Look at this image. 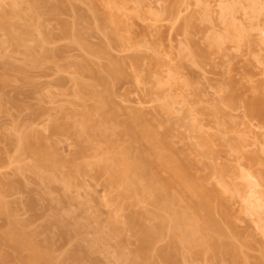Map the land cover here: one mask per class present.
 Here are the masks:
<instances>
[{"label": "rangeland", "instance_id": "374dc122", "mask_svg": "<svg viewBox=\"0 0 264 264\" xmlns=\"http://www.w3.org/2000/svg\"><path fill=\"white\" fill-rule=\"evenodd\" d=\"M21 233L48 264H264V0H0V264Z\"/></svg>", "mask_w": 264, "mask_h": 264}, {"label": "bare ground", "instance_id": "6f19581e", "mask_svg": "<svg viewBox=\"0 0 264 264\" xmlns=\"http://www.w3.org/2000/svg\"><path fill=\"white\" fill-rule=\"evenodd\" d=\"M13 10V9H12ZM5 28V31H6V34L8 35L7 36V40H8V42H10V41H12L14 38L15 39H20L21 38V36H22V34L20 33V32H14L13 30H11L10 28H6V27H4ZM17 41V40H16ZM16 41H15V43H16ZM256 103V102H255ZM258 112V113H257ZM256 115H258L259 117L261 116V115H259V114H261L259 111H258V109H257V111H256ZM101 133V132H100ZM120 158H122V161L120 160ZM123 157L121 156V157H117V158H115V164H117V168H119L120 169V171L122 172V174L124 175V176H126L129 172V169H128V167L126 166L127 164H126V162H124V164H126L125 166H124V164H123ZM158 159V158H157ZM154 160H156V159H154ZM153 160V161H154ZM153 161L151 162V160H150V162L151 163H153ZM155 162V161H154ZM158 162V161H157ZM149 163V162H148ZM121 165L123 166L122 168H121ZM147 166V165H146ZM178 166V165H177ZM148 168H150L149 166H148ZM178 168V167H177ZM181 168V167H180ZM117 170V169H116ZM119 171V170H118ZM118 171H116V172H118ZM151 172V171H150ZM153 173V172H152ZM151 174V173H150ZM150 177L151 178H155V176L154 175H150ZM157 178V177H156ZM158 179V178H157ZM184 180H185V176L184 175H182L180 172H179V170L178 169H176L174 172H173V181H174V183L176 182V183H178V184H180V186H182V188H183V182H184ZM153 181H155V180H153ZM159 181V180H158ZM148 182V181H147ZM141 186V188H142V190L143 191H148L150 188V186L148 185V184H142V185H140ZM161 190L163 191V193H164V195H165V197H166V199H167V201H168V204H167V206H172L175 202H177L178 200H177V196L173 193V191H172V188H171V184L170 183H163V185H162V187H161ZM203 206H207V204H206V202H203L202 204H200V205H197L196 206V208H200V207H203ZM208 211V210H207ZM205 212H206V210H205ZM184 215V214H183ZM209 217H210V215H209ZM176 223H178V224H184V223H188L190 226H191V231L189 232V234H193L195 231H197L198 230V223L196 222V220H195V218H191V217H188V216H182L181 217V219L179 220H176L175 221ZM209 225H211V229L213 230L214 228H215V225L211 222ZM206 227V226H205ZM216 228H218V227H216ZM202 229H203V227H202ZM205 229H207V227L205 228ZM205 229H203V230H205ZM215 230H217V229H215ZM14 233V232H13ZM12 233V234H13ZM20 233V232H19ZM18 232L16 233H14V234H19ZM144 233L148 236V237H150L151 236V230L150 229H144ZM216 233H218L217 231H216ZM22 234V233H21ZM207 235V234H206ZM215 235V234H214ZM13 237V239L14 238H16V237H18V238H20L21 236H23V238H20V239H15V243H17V244H15L14 243V245H15V248H16V250L18 249V250H20V249H26V250H29L30 252H28L29 254H31L30 256L28 255V259L26 258V261L27 262H29V264L30 263H32V264H44V263H42V261L41 260H43L44 259V261H45V258H44V254L43 255H41L42 253H40V252H38V250H35V249H37V248H35V247H33V244H31L32 242H31V240L27 237V238H24V234H22L20 237H19V235L18 236H16V237H14V235H12ZM26 237V236H25ZM206 237H208V236H206ZM10 238H11V236H10ZM11 238V239H12ZM12 239V240H13ZM18 240V241H17ZM28 240H30V241H28ZM14 242V241H13ZM145 243L146 242H144L143 241V245H145ZM18 247V248H17ZM175 247H176V243L174 242V243H172V248L173 249H175ZM46 256H47V254H46ZM43 258V259H42ZM41 261V262H40ZM43 261V262H44ZM47 261V260H46ZM45 261V263H47ZM38 262H40V263H38ZM48 264V263H47Z\"/></svg>", "mask_w": 264, "mask_h": 264}]
</instances>
